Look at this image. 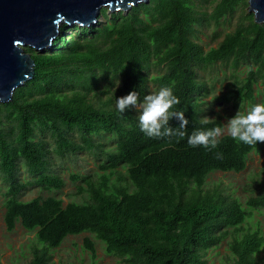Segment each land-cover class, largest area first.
<instances>
[{"label": "trees", "instance_id": "16d2710c", "mask_svg": "<svg viewBox=\"0 0 264 264\" xmlns=\"http://www.w3.org/2000/svg\"><path fill=\"white\" fill-rule=\"evenodd\" d=\"M212 1L211 11L202 10L197 0H149L127 13L110 14V8L103 7L105 21L70 26L65 22L49 48L25 47L35 59V74L11 100L0 102V175L9 185L7 229L21 220L26 228L36 229L42 243L33 247L28 264H56L52 249L67 235L83 231L94 233L107 253L128 264H207L208 249L227 237L233 255L228 264H264L258 257L264 233L259 225L244 224L251 209L264 208V188L244 204L218 186H205L212 170L243 169L248 154L264 142L248 146L228 133L211 151L187 142L194 130L222 127L220 116L200 124L198 99L207 85L199 68L218 61L232 60L234 67L247 62L249 69L237 88L241 99L254 98L259 78L264 86V22H256L253 12L216 46L206 50L196 39L197 24L205 19L219 21L243 0ZM67 27L71 32L64 39ZM152 67L161 72L150 76ZM101 72H109L112 82L120 80L118 89L126 95L144 93L149 81L171 88L180 99L174 110L183 111L189 121L185 137L149 138L141 132L132 109L121 114L110 96H92ZM3 111L17 120L14 138L1 125ZM170 123L175 128L179 122ZM36 128L51 132L61 154L101 146L95 134L115 133L116 146L101 166L123 165L126 176L120 177L127 181L110 182L103 174L98 183H91L84 201L63 204L55 195L19 199L22 185L15 179L20 158L38 175V182L56 188L64 184L59 175L47 173L46 148L34 138ZM84 246L90 250L91 264H97L94 239L85 236Z\"/></svg>", "mask_w": 264, "mask_h": 264}, {"label": "rangeland", "instance_id": "374dc122", "mask_svg": "<svg viewBox=\"0 0 264 264\" xmlns=\"http://www.w3.org/2000/svg\"><path fill=\"white\" fill-rule=\"evenodd\" d=\"M198 6L204 10H212L215 4L212 0H197ZM110 8L109 5L102 6ZM101 8V10H102ZM122 9H117L120 11ZM130 10V9H129ZM114 11V10H113ZM249 10L248 0L241 1L233 12L223 16L219 21L214 19H205L202 23L196 25V39L207 50L216 46L224 35L234 30L245 19ZM108 13H112L108 9ZM110 16V15H109ZM99 20L105 21V16L99 14ZM65 22L60 23L61 27ZM67 29V28H66ZM68 33L71 31L67 29ZM56 35V36H57ZM55 38V37H54ZM27 47V46H26ZM249 65L242 62L238 67L232 65L230 61H218L206 68H199L200 78L205 80L207 89L200 94L198 101L200 103L201 116L207 118L221 117L222 129L227 132V119L233 117L238 111L246 114L247 111L255 104L264 103V86L261 78L254 83V98L241 99L237 88L244 80ZM161 70L152 67L150 76L160 73ZM109 72H101L98 87L91 92V95L100 93L102 99L108 96L116 103V98L125 96L118 88L120 80H112ZM26 83V82H25ZM23 86V85H22ZM19 88V87H17ZM15 88V90L17 89ZM161 89L156 83L149 81V85L144 93H138L142 102L143 97L149 93L158 92ZM14 90V92H15ZM14 96V93H13ZM229 98V99H226ZM1 103L6 101H0ZM138 117V110L132 109ZM5 111L1 113V125L10 132L14 138L17 135V120L14 117H7ZM11 130H13L11 132ZM76 136L77 132H72ZM95 140L101 143L91 149H84L75 153L61 154L56 148L55 138L51 132L35 129V139L44 143L46 148L47 173L59 175L64 184L60 188L47 187L37 181L38 175L29 171L23 158L19 159L15 183L22 185L17 197L27 200L35 196L46 197L55 195L62 198L63 204L69 201H84L89 197V187L91 183H98L103 174L110 177V182L124 183L126 178V168L123 165L116 169L102 168L101 163L107 160L108 152L113 150L117 143V136L112 132H102L95 134ZM78 174V178H73L72 174ZM8 184L2 180L0 175V264H28L32 257L34 246H41L38 240L36 229L26 228L21 220L16 222L13 229L6 227L4 220L5 202L7 198ZM205 186L208 188L219 187L222 192L238 197L244 204L245 200L258 194L264 188V146L252 150L247 157L246 166L237 170H212L207 178ZM252 214L247 218L244 224L247 227H256L259 225L264 233V208L251 209ZM90 236L95 241L97 264H128L123 262L119 256L109 254L105 251V243L98 239L94 233L83 231L76 234H69L63 242L56 248L52 249L53 260L56 264H91L92 258L90 250L84 246V237ZM229 238L224 239L216 247L208 249L205 258L207 264H228L233 255L229 248ZM258 257L264 260V247L258 253Z\"/></svg>", "mask_w": 264, "mask_h": 264}, {"label": "water", "instance_id": "95a60500", "mask_svg": "<svg viewBox=\"0 0 264 264\" xmlns=\"http://www.w3.org/2000/svg\"><path fill=\"white\" fill-rule=\"evenodd\" d=\"M141 2L149 0H0V101L11 100L15 88L35 74V59L26 46L49 48L62 22L97 23L102 6L127 13ZM248 2L255 21L263 23L264 0Z\"/></svg>", "mask_w": 264, "mask_h": 264}, {"label": "clouds", "instance_id": "9594fccd", "mask_svg": "<svg viewBox=\"0 0 264 264\" xmlns=\"http://www.w3.org/2000/svg\"><path fill=\"white\" fill-rule=\"evenodd\" d=\"M180 103L173 90L163 87L158 92L149 93L141 102L138 93L133 91L125 96L116 98V109L123 114L130 109L138 110L139 128L147 137L163 139L179 137L184 138L185 129L189 123L183 111H176L175 106ZM175 119L178 127L170 123ZM211 120L202 117L201 125H207ZM227 132L238 143L255 147L264 142V103L253 105L246 114L238 111L233 117L227 119ZM224 133L221 127L194 130L188 136L187 142L191 147L202 146L208 151L218 147L219 137ZM218 158L220 154H217Z\"/></svg>", "mask_w": 264, "mask_h": 264}, {"label": "flooded vegetation", "instance_id": "af4514ba", "mask_svg": "<svg viewBox=\"0 0 264 264\" xmlns=\"http://www.w3.org/2000/svg\"><path fill=\"white\" fill-rule=\"evenodd\" d=\"M71 31V30H70ZM68 35H70V34H68Z\"/></svg>", "mask_w": 264, "mask_h": 264}]
</instances>
